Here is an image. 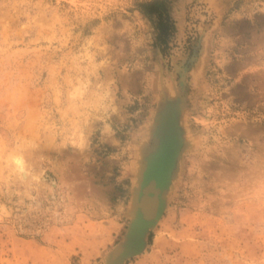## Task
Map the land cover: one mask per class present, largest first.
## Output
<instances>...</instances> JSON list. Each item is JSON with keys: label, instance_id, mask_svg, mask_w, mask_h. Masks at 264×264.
<instances>
[{"label": "rangeland", "instance_id": "obj_1", "mask_svg": "<svg viewBox=\"0 0 264 264\" xmlns=\"http://www.w3.org/2000/svg\"><path fill=\"white\" fill-rule=\"evenodd\" d=\"M209 3L0 0V264H108L163 81L197 146L121 264H264V0Z\"/></svg>", "mask_w": 264, "mask_h": 264}, {"label": "bare ground", "instance_id": "obj_2", "mask_svg": "<svg viewBox=\"0 0 264 264\" xmlns=\"http://www.w3.org/2000/svg\"><path fill=\"white\" fill-rule=\"evenodd\" d=\"M210 5L212 8L216 9V11L218 10L217 9L219 7L218 0H211ZM219 12L217 13L219 14ZM219 17L214 21L213 23L214 27L217 26V24H219V21H220ZM201 19L203 20V18ZM212 28L213 26L210 28V30ZM204 35L207 37V39H209L210 37L209 34L207 35V33H205ZM181 55L182 54L180 53L179 56ZM201 56H200V60L198 59L199 58L198 56L197 59L199 61L196 64L195 68L193 69L194 70L193 75L196 77H201L203 69H204L205 52H202ZM178 67L179 66H177L176 68ZM174 79H175V76H174ZM174 79L170 78L171 81H175ZM184 81H185V76L183 75L182 82ZM164 82L165 81H163L162 84H159V85H162L159 87V90L162 87L161 96L163 95V97H161L162 99L160 100L159 107L155 111L156 113V115L154 114L155 118L153 117L154 118V120H152L153 122L146 125V127H148L147 130L149 134V137H148L149 141L141 143L139 148L137 147L138 154L136 155H138L137 157L138 160L136 158L137 163L136 164L134 163L136 165V179H135L133 197L131 200V206H130V211H129V218L131 220V229H130L129 234L126 236L124 242L117 245L113 249V251L108 254L107 256L108 264H121V261L124 259V257L126 256L129 250H131L133 254V250H135L136 248H138L141 251L142 250L141 248L146 246L148 229L152 227L156 222L159 221L162 208L164 206H167L170 197L175 194V191L180 182V179L182 178L181 177L182 169L184 168L183 161L186 156V153L189 150H193L192 148L197 146L198 139H196L197 137L195 135L193 136L190 135L191 130H190L189 124H186L188 115L190 113L189 111L190 104L187 101L188 100L187 97H185L184 87L178 86L177 89H179V91L176 90V88H175L176 91H174V89L172 88L173 86L172 87L170 86L172 82L170 84L169 82L168 84ZM178 139H181L182 143L181 145L177 144V146L175 147L174 143H176ZM164 150H167L168 152H171V151L173 152L171 153L173 154L172 164H170V165H173V167L171 168L170 173H168L169 171L165 172V181H164L165 184L162 185L158 182V178L160 179L158 175H155L154 178H151L148 181H146L147 176H149L150 174H154L152 171L155 167L154 166L155 162L158 159V158L156 159L155 156H159L162 151L164 153H167V156L170 154V153L168 154V152L167 151L165 152ZM162 155L164 156V154ZM22 157H18V158L16 157L17 158L16 163L21 166L25 163ZM154 158L156 159L155 162H154ZM162 164L163 163H160L158 167H161ZM136 192L138 193L136 194ZM143 223L147 224V227L142 226ZM138 231L139 232L142 231L141 236L137 234ZM131 232H132V236L134 237V241L132 242V245L128 247L129 248L128 249L127 241L129 240V235L131 234Z\"/></svg>", "mask_w": 264, "mask_h": 264}, {"label": "crops", "instance_id": "obj_3", "mask_svg": "<svg viewBox=\"0 0 264 264\" xmlns=\"http://www.w3.org/2000/svg\"><path fill=\"white\" fill-rule=\"evenodd\" d=\"M130 252H132V251H131V250H129L127 255H132V253H130ZM129 253H130V254H129ZM138 253H139V251H138ZM136 254H137V253H136Z\"/></svg>", "mask_w": 264, "mask_h": 264}, {"label": "flooded vegetation", "instance_id": "obj_4", "mask_svg": "<svg viewBox=\"0 0 264 264\" xmlns=\"http://www.w3.org/2000/svg\"><path fill=\"white\" fill-rule=\"evenodd\" d=\"M138 232H139V231H138ZM138 232H137V234H139ZM133 234H134V233H133Z\"/></svg>", "mask_w": 264, "mask_h": 264}, {"label": "water", "instance_id": "obj_5", "mask_svg": "<svg viewBox=\"0 0 264 264\" xmlns=\"http://www.w3.org/2000/svg\"><path fill=\"white\" fill-rule=\"evenodd\" d=\"M139 180V179H138ZM139 182V181H138ZM138 192H136V194H137Z\"/></svg>", "mask_w": 264, "mask_h": 264}, {"label": "trees", "instance_id": "obj_6", "mask_svg": "<svg viewBox=\"0 0 264 264\" xmlns=\"http://www.w3.org/2000/svg\"><path fill=\"white\" fill-rule=\"evenodd\" d=\"M163 31H164V29H163Z\"/></svg>", "mask_w": 264, "mask_h": 264}]
</instances>
